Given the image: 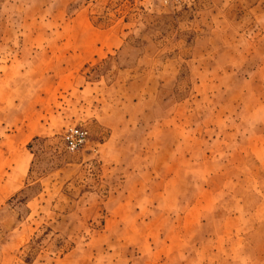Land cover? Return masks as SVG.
<instances>
[{"label": "rangeland", "instance_id": "obj_1", "mask_svg": "<svg viewBox=\"0 0 264 264\" xmlns=\"http://www.w3.org/2000/svg\"><path fill=\"white\" fill-rule=\"evenodd\" d=\"M0 264H264V0H0Z\"/></svg>", "mask_w": 264, "mask_h": 264}, {"label": "built area", "instance_id": "obj_2", "mask_svg": "<svg viewBox=\"0 0 264 264\" xmlns=\"http://www.w3.org/2000/svg\"><path fill=\"white\" fill-rule=\"evenodd\" d=\"M162 3H170L172 5L184 4L188 0H159ZM86 141V132L79 129L73 128L69 130L64 138L65 149L69 152L78 150L83 146Z\"/></svg>", "mask_w": 264, "mask_h": 264}]
</instances>
